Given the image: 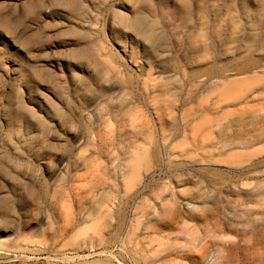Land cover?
<instances>
[{
    "label": "rangeland",
    "instance_id": "obj_1",
    "mask_svg": "<svg viewBox=\"0 0 264 264\" xmlns=\"http://www.w3.org/2000/svg\"><path fill=\"white\" fill-rule=\"evenodd\" d=\"M126 1L140 31L121 0H74L64 33L50 20L35 29L40 1L10 16L0 6L2 264H161L202 233L189 221L167 244L156 230L169 208L145 219L158 193L145 191L184 170L216 186L264 176V0ZM125 118L141 139L123 132Z\"/></svg>",
    "mask_w": 264,
    "mask_h": 264
},
{
    "label": "bare ground",
    "instance_id": "obj_2",
    "mask_svg": "<svg viewBox=\"0 0 264 264\" xmlns=\"http://www.w3.org/2000/svg\"><path fill=\"white\" fill-rule=\"evenodd\" d=\"M34 1H40L43 6V19L34 25L35 29H42L46 20L56 24V33L59 31L64 33L69 27L77 24L73 15L74 0H63L61 3H57L58 0H0V6H5L4 14L10 16L13 15L14 10ZM119 7L136 15L133 26L139 30L138 19L142 17L141 11L135 9L126 0H121ZM109 28L111 31L118 30L130 40L137 35L134 34L137 32L133 29L121 28L111 22ZM8 42L17 49L12 40L8 39ZM66 45L68 49L75 50L77 47V43L72 40L65 43ZM147 46L145 43H140L142 48ZM156 92L165 93L161 89H157ZM129 109L131 108L124 106L116 111L123 115ZM154 110L164 117L167 108L165 105H160ZM0 115L2 122L5 123L4 111ZM99 121L105 125L107 123L105 118ZM165 121L170 122L171 117L164 119ZM123 127V132L133 139L139 140L144 136V130L132 126L130 118L124 119ZM83 136L85 142L93 146L91 133H84ZM91 155L96 154L92 151ZM170 155L172 159L186 165L197 163L196 160L182 153L170 152ZM172 183L171 188L155 186L144 192L142 197L144 200H149V195L158 193L154 198L150 197L147 207L141 213L142 216L147 220H154L166 206L169 208L166 219L156 230V235L167 244L178 240L181 242L184 239L180 231L189 221L200 229L202 237L188 252L180 246L182 242L179 246L171 248L163 255L161 264H264V176L255 175L249 183L216 186L204 183L198 175L184 170L172 175ZM199 207H204L205 210L192 213L193 216L189 218L187 213ZM5 234L4 230H0V238Z\"/></svg>",
    "mask_w": 264,
    "mask_h": 264
}]
</instances>
